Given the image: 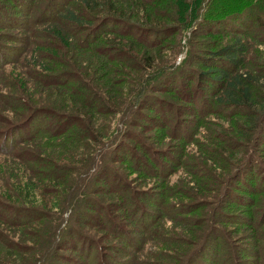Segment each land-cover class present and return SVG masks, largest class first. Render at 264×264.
<instances>
[{
    "label": "trees",
    "instance_id": "16d2710c",
    "mask_svg": "<svg viewBox=\"0 0 264 264\" xmlns=\"http://www.w3.org/2000/svg\"><path fill=\"white\" fill-rule=\"evenodd\" d=\"M14 1L16 6L30 9L25 1ZM228 1L52 0L41 17L46 20L39 19L33 24L18 16L14 8L1 9V29L29 31L43 23L40 32L51 41L49 47L54 51L42 56L45 60L54 59L51 65L40 62L39 53L46 50L41 45L33 48L30 55L35 81L44 88L38 100L15 96L14 92L20 91L18 85L10 88L6 97L0 94L12 100L5 102L0 98L2 112L15 117L8 121L0 113V154L7 159L0 163L4 175L7 171L11 173L13 167L21 172L15 175L12 184L3 178L6 186L0 189V221L6 229L20 227L23 234L19 242L5 228V233L0 229V248L6 251L0 250V259L5 264L91 261L93 252L102 251V245L75 228V223L113 235L120 244L111 248L121 258L130 256L125 249L139 252L143 243L135 232L151 231L157 214L143 209L131 184L117 177L115 192L128 196L124 194L121 202L109 206L96 198L107 191L102 182L109 185V177H115L106 165L107 159L130 161V147L123 141L116 142L118 117L124 112L154 110L156 114L142 116L154 127L163 129L162 120L169 119L165 116L167 112L197 119L211 115L229 119L233 133L218 141L221 159L225 158L221 149L264 145V64L258 68L248 64L251 45L264 46V0H244V6L225 15L219 4ZM189 30L193 37L221 38L218 42L206 41L210 50L204 56L196 55L177 64L176 56ZM174 37L177 49L164 48ZM20 39L23 43L24 38ZM6 50L22 54V48ZM11 54H0V62L11 59ZM148 90L172 94L178 102L147 96ZM181 122L174 131H167L168 135L188 139L192 132ZM113 137L112 151L105 156L104 163L98 164ZM146 164L140 160L137 167L148 172ZM237 165H241L240 161L232 163V169ZM243 168L246 163L236 168L234 175L239 172L238 176L253 178ZM160 170L164 173L161 176L162 172L157 170L151 174L163 179L159 184L165 190L162 193L165 199L172 188L165 176L168 170L164 167ZM192 173L195 176L201 169ZM11 177L14 176H7ZM229 177L223 187L233 176ZM246 186L254 190V185ZM196 188L206 191L199 179ZM222 191L218 190L212 201ZM30 192L36 197H31ZM21 193L23 200L19 199ZM148 196L152 200L147 201L159 203L154 194ZM233 198L250 209L255 205V200L246 196ZM187 207L183 206L182 211ZM66 216L69 218L63 227ZM231 219L242 223L248 218L233 215ZM128 225H134L133 230L126 228ZM210 244L213 245V240L206 245ZM58 251L82 256L78 261L73 256L59 255ZM8 252L11 255H6ZM103 262L99 264H137V257L131 255L125 262L114 258Z\"/></svg>",
    "mask_w": 264,
    "mask_h": 264
},
{
    "label": "rangeland",
    "instance_id": "374dc122",
    "mask_svg": "<svg viewBox=\"0 0 264 264\" xmlns=\"http://www.w3.org/2000/svg\"><path fill=\"white\" fill-rule=\"evenodd\" d=\"M23 1L29 6V10L27 8L26 11L25 8L16 6L14 0H0V15L2 14L1 9L14 8L13 10L19 13L18 16L25 19L29 24L46 20V17L43 19L41 17L52 0ZM243 4L244 0H229L219 5L223 10L222 13L225 12L226 15L236 11L239 6H244ZM44 25L42 23L31 27L29 31L0 28V54L16 53V55L11 54V59L0 62V94L3 96L6 97L14 85L20 86V91L14 92L15 96H22L27 100H38L42 95L41 90L44 88L35 81V69L32 65L34 63L29 59L33 48L41 45L46 50L44 53H39L40 62L47 65L54 62V59L45 60L46 57H42L54 52L49 47L51 41L40 32ZM20 38H24L23 43L20 42ZM175 38L167 41L164 48L174 50L177 47ZM220 38L217 35L193 37L191 30L187 31L176 56L177 64L188 60L190 57L194 58L196 55L204 56L210 50L206 46V41L218 42ZM189 41L192 43L190 45L188 43L187 46ZM6 48H22V54L20 55L17 51L7 52ZM248 64L252 68H258L264 64V46L254 43L251 45ZM147 96H153L170 103L178 102L174 95L167 93H150L148 90ZM0 98L5 102L12 101L4 97ZM0 113L2 116L5 114L8 121L15 119L13 115L2 112L1 105ZM150 114H156V112L144 109L136 113L135 111L124 112L118 117L120 120L118 129H116V132L118 131L116 142L123 141L130 147L128 155L130 161L126 163L116 162L111 161L109 157L106 165L115 177H109V185L104 184V179L100 178L104 181L102 182L103 187H106L107 191L105 194L96 195V198L105 206L121 202L120 197H123L124 194L128 196V194L119 195L115 192L117 189L114 185L117 177L121 181H127L128 184H131V189L136 193L134 197L143 209L157 214V222L151 231L143 233L139 230L135 232L136 238L142 240L143 243L139 252L125 249L126 253L130 256H136L137 264H196L198 262L200 264H264V145H252L243 149L239 147H232L229 150L221 149L225 154V158L221 159L218 154L220 152L218 151V141H222L224 135L230 136L233 133L229 119L216 115L197 119L192 116H180L167 112L165 116H169V119L168 122L165 119L162 120L161 124L165 126L163 129L154 127L142 116ZM179 121H182V125L191 130L192 133L188 139L183 137L179 139L178 135H168L167 131L170 129H172L171 132L174 131ZM3 124L4 122L2 127ZM113 140L114 137L108 144L109 147L104 150L98 164L104 163L105 156H108L112 151ZM5 158V155L0 154V161L7 160ZM140 160L147 163L148 172L146 169L139 170L137 162ZM237 161H240L241 165L246 163V168L243 170L251 172L253 178L248 175L238 176L239 172L234 175L236 168L241 165L232 169L231 164ZM160 167L168 170L165 176L172 188L171 191L167 192L168 197L165 194V199L162 198V193H165V190L159 184L163 182V179L159 178L158 174H151L152 170H157V173L162 172L159 174L160 176L163 175V170H160ZM198 168L201 169V173L192 176V172ZM224 169L227 171H222ZM231 169L232 171L229 172ZM10 174L14 177L7 178ZM17 174L21 175L20 168L13 167L11 173L7 171L4 175L0 163V189H4L6 186L3 178L9 179L10 184H12V180ZM229 175L233 177L223 187L222 184L230 178ZM198 179L204 182L206 190L204 193L196 188V180ZM247 184L254 185V190H249ZM222 189L220 197L215 202L212 201L216 192ZM256 191H259L257 195ZM19 192L22 191L19 190ZM32 193L30 192L31 197H36ZM149 193L157 196L160 200L159 203L147 201L152 200L148 196ZM228 194L229 197L230 195L233 197L246 196L250 200H255V205L251 207L252 209L240 205L235 198L227 197ZM19 199H24L22 193ZM169 204L172 205V208L168 207ZM187 205V210L182 211L183 206ZM218 211L219 215L216 216ZM233 215H243L248 219L243 221L244 223H236L235 220L231 219ZM68 218L66 216L63 227L67 224ZM73 226L82 231L84 235L97 239V242L102 245V251H94L92 260L83 261L84 264H99L102 261L107 263L110 258L125 262L130 258V256L121 258L116 252H113L111 246H118L120 242L117 243L113 235L108 236V232L104 233L103 230H96L86 224L75 223ZM133 227L134 225L132 227L128 225L126 228L133 230ZM4 228L5 226L0 221V229L3 233H5ZM5 231L19 242V237L23 238L20 227L18 229L5 228ZM210 240H213V245H206ZM145 241L146 244H144ZM0 250L6 252L3 248ZM58 253L63 256L76 257L78 261L82 256L69 251H58ZM6 255H11V252ZM0 262H3L0 264H5L6 261L0 259ZM7 263L9 264V262Z\"/></svg>",
    "mask_w": 264,
    "mask_h": 264
}]
</instances>
